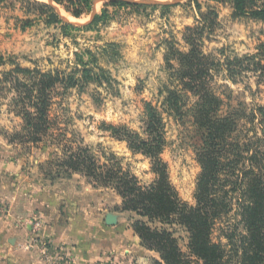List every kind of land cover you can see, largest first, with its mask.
Listing matches in <instances>:
<instances>
[{
    "label": "rangeland",
    "instance_id": "374dc122",
    "mask_svg": "<svg viewBox=\"0 0 264 264\" xmlns=\"http://www.w3.org/2000/svg\"><path fill=\"white\" fill-rule=\"evenodd\" d=\"M142 1L175 5L164 12L163 6L138 3ZM34 2L52 3L49 0H5L0 3V218L21 220L31 215L34 223L40 222L43 205L58 200L62 201L64 219L68 217L63 210L67 208L66 204H73L72 199L82 197L89 202V220L92 222L96 219L101 224L113 226L122 217L132 226L140 218L134 213L120 211L122 199L111 189H96L81 175L71 179L58 178L56 170L48 165L52 158L49 151L56 153L53 159H58L62 156L61 148L44 152L32 144L10 142V135L22 127V119L16 111L18 104L22 106L27 82L24 73L13 72L18 67L21 70L38 69L43 73L58 72L60 82L51 92L50 118L55 125L51 130L52 138L64 133L74 147L92 148L100 157L102 153L114 152L124 158V167L130 169L142 185L149 186L156 180L151 160L140 154L134 155L127 144L114 139L104 125L127 126L142 132L145 104L161 107L164 95L160 91L171 85V71L165 62L169 44L174 43L177 50L186 53L189 50L186 30L198 27L203 15L215 13L207 20L211 29L213 23V32H204L200 49L216 58H222L219 52L224 48L230 58L257 53L258 45L264 42V23L249 17H235L232 0H131L127 1L128 6H108L103 22L62 36L58 26H47L42 22L41 10ZM110 2L103 0L98 10L101 11L103 6L105 9V4ZM53 5L65 20L80 28L91 22V14L75 19L62 7ZM256 5L262 6L264 1H258ZM212 84L219 94L225 95L224 112L228 108L253 110L264 107V83L258 85L251 74L237 82L227 81L224 74H218ZM68 85L75 86L68 88ZM195 101L190 99L185 109L187 116L175 118L164 114L167 146L161 155L180 200L190 206L196 202L201 174L196 150L202 145L203 134L194 125L189 112ZM260 121H257L258 125ZM52 138L48 140L52 141ZM34 199L32 204H38L39 208L30 213L29 200ZM75 203L71 205L73 214L70 216L76 217L82 206ZM102 209L109 211L103 217L104 221L98 216L103 213ZM122 213L124 215L120 216ZM225 225L228 223L218 227ZM170 230L175 232L182 252L188 255L189 234L179 226ZM219 235V231L214 233L216 241ZM44 247L48 249L42 244L40 253L45 264H65L66 257L56 256L58 249L45 253ZM142 248L141 257L121 256L110 261L113 264H153L154 260H159L158 253Z\"/></svg>",
    "mask_w": 264,
    "mask_h": 264
},
{
    "label": "trees",
    "instance_id": "16d2710c",
    "mask_svg": "<svg viewBox=\"0 0 264 264\" xmlns=\"http://www.w3.org/2000/svg\"><path fill=\"white\" fill-rule=\"evenodd\" d=\"M94 1L51 0L49 5L37 2L34 5L41 10L42 22L58 26L62 36L103 22L108 6L129 5L125 1H111L82 28L65 21L53 5L81 19L92 14ZM232 1L235 17H249L264 23V5H256L264 0ZM170 8L169 5L162 7L164 12ZM209 15L215 13L203 15L198 27L187 28L185 41L189 50L186 53L177 50L174 43L169 44L165 62L171 71V85L160 91L164 95L161 107L145 104L142 132L127 126L104 125L134 155L151 160L156 180L149 186L142 185L124 167V158L114 152L102 153L100 157L92 148L74 147L64 133L52 138L55 125L50 118L51 92L60 82L58 72L43 73L19 67L13 72L24 73L27 82L22 106L17 102L16 114L22 119V127L10 135V142L32 144L44 152L61 148L62 156L58 159H53L56 153L49 151L52 158L48 163L59 179L81 175L96 189L114 191L122 199L120 211L140 218L131 228L142 247L159 254V260L153 264H264V107L228 108L224 112L225 95L219 94L212 84L218 74H224L225 80L231 82L251 74L258 85L263 84L264 42H260L257 53L252 55L230 58L226 48L219 52L222 58L208 55L200 49V44L204 32H213V23L211 29L207 21ZM74 86L68 85V88ZM191 98L196 101L189 112L194 125L203 131L202 145L196 150L201 174L193 206L180 200L170 181L168 166L161 159L167 146L164 114L175 118L187 116L185 109ZM258 120H261L259 125ZM51 138L52 141L48 140ZM225 222L228 225L218 227ZM157 224L162 227H153ZM175 226L189 234L188 255L182 252L175 232L170 230ZM216 231L220 232L217 241Z\"/></svg>",
    "mask_w": 264,
    "mask_h": 264
},
{
    "label": "crops",
    "instance_id": "0c3cea01",
    "mask_svg": "<svg viewBox=\"0 0 264 264\" xmlns=\"http://www.w3.org/2000/svg\"><path fill=\"white\" fill-rule=\"evenodd\" d=\"M102 1H94L91 21L95 15L101 14L104 6L101 11L98 7ZM84 191L89 195L87 189ZM35 201L29 200L30 213L39 208L38 204H32ZM61 202L53 200L52 203L43 205L44 210H40V222L34 223L31 215L21 220L14 217L7 220L0 218V264H45L40 253L42 244L50 249L65 250L75 264H113L110 260H117L121 256L141 257V243L131 225L122 217L120 222L113 226L104 225L103 222L102 226L96 219L92 222V219L89 220V202L77 197L71 202L82 206L80 215L70 216L73 214V204L67 203V208L63 210H66L65 215L68 217L63 219ZM102 212L98 216H102L104 221L103 217L109 214V211L102 209ZM123 215L124 213L120 214Z\"/></svg>",
    "mask_w": 264,
    "mask_h": 264
},
{
    "label": "built area",
    "instance_id": "2783aa9c",
    "mask_svg": "<svg viewBox=\"0 0 264 264\" xmlns=\"http://www.w3.org/2000/svg\"><path fill=\"white\" fill-rule=\"evenodd\" d=\"M48 249H46V247H44L43 252L45 251V253L46 252L50 253L52 251V253H53V249H50V251ZM56 254H57L56 256H58L60 259H65V257L67 258V261H65V264H75L74 260H72L68 255H66L67 253L65 251L58 249Z\"/></svg>",
    "mask_w": 264,
    "mask_h": 264
},
{
    "label": "water",
    "instance_id": "95a60500",
    "mask_svg": "<svg viewBox=\"0 0 264 264\" xmlns=\"http://www.w3.org/2000/svg\"><path fill=\"white\" fill-rule=\"evenodd\" d=\"M108 1H114V0H108ZM120 1H131V0H120ZM49 2H51V0H49ZM138 3H141L143 5H153V6H157V5H161V6H166V5H169V6H173L175 5V3H159V2H155V1H145V2H138ZM108 223L109 224H112L111 220L108 219Z\"/></svg>",
    "mask_w": 264,
    "mask_h": 264
}]
</instances>
